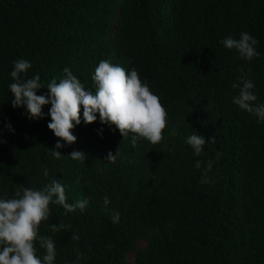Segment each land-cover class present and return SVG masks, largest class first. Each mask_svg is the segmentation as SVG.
Returning <instances> with one entry per match:
<instances>
[{
  "label": "trees",
  "instance_id": "1",
  "mask_svg": "<svg viewBox=\"0 0 264 264\" xmlns=\"http://www.w3.org/2000/svg\"><path fill=\"white\" fill-rule=\"evenodd\" d=\"M241 32L258 41L252 61L221 43ZM20 59L32 65L25 79L39 74L45 86L37 95L66 67L93 93L100 61L134 68L168 113L163 140L133 143L98 113L85 124L81 106L76 141L54 158L51 105L29 120L10 103ZM241 75L264 104V0H0V199L57 180L68 203L88 201L72 212L50 204L39 235L54 241V264H128V252L132 264H264V122L232 102ZM193 134L214 138L199 156L186 142Z\"/></svg>",
  "mask_w": 264,
  "mask_h": 264
},
{
  "label": "clouds",
  "instance_id": "2",
  "mask_svg": "<svg viewBox=\"0 0 264 264\" xmlns=\"http://www.w3.org/2000/svg\"><path fill=\"white\" fill-rule=\"evenodd\" d=\"M224 48L235 50L243 60L252 61L260 53L256 50L258 41L249 33L241 32L239 38L229 35L221 41ZM32 67L28 60L14 61L10 76L13 83L9 84L10 93L13 96L10 102L13 108L24 107L29 120L43 118L42 108L51 105L48 116L50 122L47 128L58 138L54 149H51L54 158L62 155L58 149L70 145L76 141L72 129L81 123L91 124L97 120V113L101 124L114 125L123 138L134 134L153 145L163 140V131L168 124V113L161 104L157 95L153 94L147 83H143L138 72L133 68L126 71L119 65H113L107 60L99 62L92 77L96 84L95 93L86 90L84 85L66 67L65 77L57 82L55 79L47 84V95H37V91L45 86L40 83V76L36 74L32 78L25 79L26 73ZM242 71V69H241ZM233 89H239L237 96L233 97V103L241 110L257 117L258 122H264V104H255L257 96L252 91L254 83L241 75L237 83H233ZM9 131H13L10 124L5 125ZM174 134V133H173ZM64 141V144L59 143ZM3 141H0L2 143ZM199 156L206 142H214V138H208L201 134H193L187 138ZM68 156L74 160H83L86 154L73 151ZM219 157V153L217 154ZM106 160L115 162L116 154L108 152ZM195 168L201 167L200 161H196ZM207 167L211 168V162ZM47 176V170L44 171ZM206 175V173H205ZM210 182L202 179L201 183ZM59 204L67 212L79 208L83 211L88 204L87 200H79L75 204L67 202L65 187L57 180H52L41 190L23 188L17 190L14 198L0 199V264H54L56 246L50 237L39 235V227L47 221L50 215V204ZM103 203L109 205L111 201L104 197ZM119 213L114 212L112 222H119ZM70 225H51L53 232L66 229ZM72 239L79 240L78 235ZM39 242L45 254L41 258L37 255L36 242ZM77 254V259H80Z\"/></svg>",
  "mask_w": 264,
  "mask_h": 264
},
{
  "label": "rangeland",
  "instance_id": "3",
  "mask_svg": "<svg viewBox=\"0 0 264 264\" xmlns=\"http://www.w3.org/2000/svg\"><path fill=\"white\" fill-rule=\"evenodd\" d=\"M144 245L145 243L143 241H139L137 243V246H144ZM132 254H133L132 252L127 253L126 259H127L128 264H132Z\"/></svg>",
  "mask_w": 264,
  "mask_h": 264
}]
</instances>
